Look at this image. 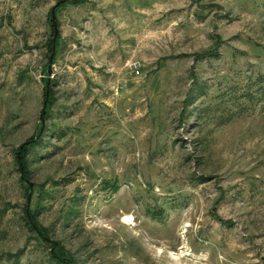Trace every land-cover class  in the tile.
I'll return each mask as SVG.
<instances>
[{
    "label": "rangeland",
    "instance_id": "374dc122",
    "mask_svg": "<svg viewBox=\"0 0 264 264\" xmlns=\"http://www.w3.org/2000/svg\"><path fill=\"white\" fill-rule=\"evenodd\" d=\"M59 1L0 0V264H264V0Z\"/></svg>",
    "mask_w": 264,
    "mask_h": 264
},
{
    "label": "trees",
    "instance_id": "16d2710c",
    "mask_svg": "<svg viewBox=\"0 0 264 264\" xmlns=\"http://www.w3.org/2000/svg\"><path fill=\"white\" fill-rule=\"evenodd\" d=\"M50 51L53 52V42L51 43V46H50ZM48 102H51V97L49 98V101ZM36 144V141L35 140H32L30 141L29 143L27 144H24V154L27 152V150L30 148V147H33L34 145ZM23 162H24V166H25V172L27 173V171H29V168H28V165H27V157L25 155H23ZM28 214V213H27ZM30 216L32 217V219L34 220V222L37 224V227L38 228H35L33 226V224L31 223V221L29 222L30 223V226L32 229H35L39 232V234L41 236H45L46 235V232H45V229L42 227V225H40L39 223H37L34 219V214L30 212ZM29 218V217H28ZM52 254H54V252H52ZM55 258L58 259L59 261L61 262H64L65 264H72L70 262H67L65 259L59 257V256H56L55 255Z\"/></svg>",
    "mask_w": 264,
    "mask_h": 264
},
{
    "label": "water",
    "instance_id": "95a60500",
    "mask_svg": "<svg viewBox=\"0 0 264 264\" xmlns=\"http://www.w3.org/2000/svg\"><path fill=\"white\" fill-rule=\"evenodd\" d=\"M64 1H65V0H61V1H59V2L53 7V10H52V16H53V21H54L55 26H56V8H57L61 3H63ZM47 93H49V86H48Z\"/></svg>",
    "mask_w": 264,
    "mask_h": 264
},
{
    "label": "bare ground",
    "instance_id": "6f19581e",
    "mask_svg": "<svg viewBox=\"0 0 264 264\" xmlns=\"http://www.w3.org/2000/svg\"><path fill=\"white\" fill-rule=\"evenodd\" d=\"M126 220L129 221V222H131L132 218L130 216H127Z\"/></svg>",
    "mask_w": 264,
    "mask_h": 264
}]
</instances>
